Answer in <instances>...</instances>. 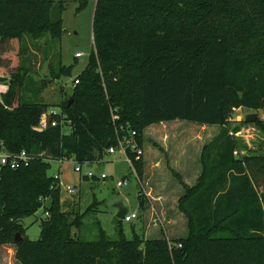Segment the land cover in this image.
I'll return each mask as SVG.
<instances>
[{
	"label": "trees",
	"instance_id": "trees-1",
	"mask_svg": "<svg viewBox=\"0 0 264 264\" xmlns=\"http://www.w3.org/2000/svg\"><path fill=\"white\" fill-rule=\"evenodd\" d=\"M211 1L96 0L87 64L75 76L71 102L63 100L53 112L21 98L19 53L25 36L61 38L63 5L59 10L52 0H0V47L14 42L19 49L18 66L0 97V151L33 155L28 166L0 169V244L15 242L20 262L264 264V154L236 158L238 128L231 133L227 126L235 108H264V26L240 19L224 28L214 21L216 14L203 12L213 7ZM260 11L264 16V5ZM0 55L3 80L8 67L1 49ZM51 72L50 80L71 74L64 65ZM111 110L118 116L114 121ZM175 119L220 125L203 145L198 184L184 186L179 198L188 235L172 244L164 237L148 239L144 252L135 238L123 239L121 229L116 240H108L97 224L93 240L71 232L81 218L68 220L58 209V180L46 173L49 162L73 158L92 164L129 130L141 146L145 127ZM63 122L70 123L67 134ZM255 123L264 131L263 122ZM133 166L140 179L142 159ZM45 197L51 200L39 238L14 241L20 220L34 214Z\"/></svg>",
	"mask_w": 264,
	"mask_h": 264
},
{
	"label": "rangeland",
	"instance_id": "rangeland-1",
	"mask_svg": "<svg viewBox=\"0 0 264 264\" xmlns=\"http://www.w3.org/2000/svg\"><path fill=\"white\" fill-rule=\"evenodd\" d=\"M52 1L58 4L59 10L60 4L63 5L59 14L63 30L61 38L46 36L35 40L25 36L20 53L14 42L0 49L5 56L1 59L2 64L8 67H5V79L11 80L9 75L17 68L20 54L21 98L45 104L49 111L58 112L61 110V102L71 98L75 76L86 66L93 48L92 19L96 0ZM210 4L213 7L203 12L209 10L216 14L214 21L223 23L224 28L228 22H238L240 19L242 23L264 26V16L260 13L264 0H212ZM251 5L254 6L248 11ZM54 8L53 17L58 12ZM70 38L74 45L70 43ZM76 52L81 55L76 56ZM61 65L70 67V76L61 75L50 80L53 74L51 71ZM8 84L0 82V97ZM251 113H256L255 120L246 121V115ZM228 120L227 126L231 133L235 127L238 128L234 135L238 136L242 153L240 150L234 152L236 158L244 152L264 154V131L255 123L258 120L264 124V108H235ZM62 124V131L69 133L70 123ZM219 130L220 125H201L179 119L145 127L141 132L143 171L140 179L134 168L125 161L124 154L118 150L114 153L105 152L102 159L89 167L81 164L80 172L73 169L78 164L73 158L62 162L51 160L46 173H60V180L54 186L58 192V209L64 212L68 220L77 215L81 218L80 228L71 227V232L81 239L93 240L97 237V224L108 240H116L117 229H121L122 238H135L144 252L145 241L148 239L164 237L172 244L177 238H185L188 235L187 217L178 208L179 198L185 192L184 186L198 184L203 172V145L208 144ZM87 167L94 176L85 179L83 176ZM101 173L107 177L101 178ZM122 178H126L127 183L116 186V181ZM66 185L74 187L76 191L67 193ZM42 200L43 205L34 214L20 220L18 231L22 237L30 240L39 238L41 221L46 219L44 206L50 205L51 198L45 197ZM139 200H142L141 206ZM116 202H121L128 213L136 212V217L130 221L118 218L114 207ZM179 244L174 246L180 247ZM193 261L190 260L188 264ZM0 264H23L16 257L15 242L0 244Z\"/></svg>",
	"mask_w": 264,
	"mask_h": 264
},
{
	"label": "built area",
	"instance_id": "built-area-1",
	"mask_svg": "<svg viewBox=\"0 0 264 264\" xmlns=\"http://www.w3.org/2000/svg\"><path fill=\"white\" fill-rule=\"evenodd\" d=\"M76 56H80L81 53L80 52H76L75 53ZM77 82V80H75V83ZM54 112V111H53ZM117 114L111 110V119L112 121H114L117 118ZM55 122H52V125H54ZM129 136H123V137H119L118 141H117V145L116 146H110L106 149V153H114L116 150L122 152L125 156V161L127 163H129V165L131 167L134 168L133 163L135 160H140L141 159V155H142V149L141 146H139L137 144V142L135 141L134 135H135V131L134 130H129ZM127 148H129V150H131L133 155H129L127 152ZM67 159V158H60L56 161L58 162H62V160ZM32 160V155L29 154L25 149H21L18 152H9L5 149H2L0 151V169H3L5 167L10 168V169H15L18 168L20 166H28L30 164ZM86 164V166H90L91 164L89 163H83ZM87 167L86 171H85V176L86 177H93V173L91 172V170ZM73 169L75 171H81V164H77L75 166H73ZM135 170V169H134ZM60 173H56L54 174V178L58 180H60ZM101 178H106L107 175L104 173L100 174ZM127 183V179L126 178H122L116 181V186H122L124 184ZM65 190L67 193H74L76 191V189L72 186L66 185L65 186ZM45 215H48V212L45 211ZM136 217V212H130L128 213V211L126 212V214L124 215L123 219L125 221H130L132 218ZM180 245V244H179Z\"/></svg>",
	"mask_w": 264,
	"mask_h": 264
},
{
	"label": "water",
	"instance_id": "water-1",
	"mask_svg": "<svg viewBox=\"0 0 264 264\" xmlns=\"http://www.w3.org/2000/svg\"><path fill=\"white\" fill-rule=\"evenodd\" d=\"M69 41L72 45H74V41L72 40V38H70ZM69 102H71V98L69 99ZM255 117H256V113H251V114L246 115L245 120L246 121H253V120H255ZM114 207L117 209L116 216L118 218L122 219L127 212V208L125 206H123V204L121 202L114 203ZM22 239L23 238H22L20 232H16L15 237H14V241H21Z\"/></svg>",
	"mask_w": 264,
	"mask_h": 264
},
{
	"label": "crops",
	"instance_id": "crops-1",
	"mask_svg": "<svg viewBox=\"0 0 264 264\" xmlns=\"http://www.w3.org/2000/svg\"><path fill=\"white\" fill-rule=\"evenodd\" d=\"M0 82H7V83H9L10 84V82H11V80H10V78H8V79H3V80H0Z\"/></svg>",
	"mask_w": 264,
	"mask_h": 264
}]
</instances>
